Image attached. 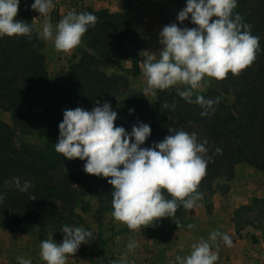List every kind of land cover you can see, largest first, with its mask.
<instances>
[{"label": "trees", "instance_id": "1", "mask_svg": "<svg viewBox=\"0 0 264 264\" xmlns=\"http://www.w3.org/2000/svg\"><path fill=\"white\" fill-rule=\"evenodd\" d=\"M86 12L96 15L97 23L85 34L87 48L80 51L59 82L47 74L44 42L35 29L30 36L0 37V108L10 110L13 119V126L0 120V194L4 196L0 226L37 224L40 241L47 230L63 238L60 230L64 225L83 224L75 204L84 195L94 193L100 206L112 209L113 189L107 180L86 174V161L68 160L54 146L64 110L81 107L90 111L95 101L109 102L118 114L115 126L128 133L134 125H149L151 135L141 147L162 141L170 127L195 132L199 141L206 140L211 159L198 188L202 194L211 189L215 178L230 179L240 161L264 171V0H237L234 14L251 26L260 48L254 62L239 75L229 73L218 82V88L200 93L207 99L220 98L208 115H201L200 106L187 103L172 89L158 90L152 100L141 91L127 94L126 76L106 69L119 67L124 59H130L137 69L141 41L134 20L126 12L91 8ZM17 19L32 23L24 10H19ZM227 95H232L231 103ZM17 131L54 138L38 148L18 143ZM14 177L21 184L31 183L27 193L12 185ZM29 195L36 200H29ZM183 212L181 207L176 214Z\"/></svg>", "mask_w": 264, "mask_h": 264}, {"label": "clouds", "instance_id": "2", "mask_svg": "<svg viewBox=\"0 0 264 264\" xmlns=\"http://www.w3.org/2000/svg\"><path fill=\"white\" fill-rule=\"evenodd\" d=\"M19 4L20 0H0V37L31 35L35 25L17 19ZM54 7L53 0H34L31 4L33 11L45 17L39 36L45 41L51 40L55 50L71 52L81 44L89 28L95 27L98 17L71 9L54 30L48 19ZM236 7L237 0H186L177 20L182 24L190 17L195 27L166 25L159 33L161 49L139 52L146 81L144 95L155 96L158 90L181 85L183 90L177 89V94L187 103L200 106L201 115L214 111L213 105L220 98L207 99L198 92L213 79L219 82L229 73L239 75L254 62L260 48L259 37L251 34V26L238 13L234 14ZM117 116L107 101L103 104L95 101L90 111L81 107L64 110L55 151L68 160L86 161L83 167L86 174L107 180L113 189L111 215L131 231L155 226L162 218H173L181 207L192 210L203 198L198 188L211 159L207 156V141H199L195 132L170 127V134L162 141L141 147L151 135L150 126L140 123L128 133L125 128L115 126ZM215 151L220 153L221 149ZM11 183L21 193H27L32 187L28 181L21 184L18 177ZM3 199L0 194V202ZM29 200L36 197L29 195ZM195 227L188 225L189 229ZM60 231L64 234L61 243L51 238L39 245V255L45 264H67L81 244L96 237L82 226L64 225ZM218 238L226 246H232L229 235L213 231L207 240L201 238L193 243L189 255L177 256L176 264H216L218 252L212 248L216 245L218 249ZM136 247L134 240L127 244L128 252ZM17 261L32 264L19 256ZM113 264H128L127 253Z\"/></svg>", "mask_w": 264, "mask_h": 264}, {"label": "crops", "instance_id": "3", "mask_svg": "<svg viewBox=\"0 0 264 264\" xmlns=\"http://www.w3.org/2000/svg\"><path fill=\"white\" fill-rule=\"evenodd\" d=\"M82 3L84 8L93 10H121V5L114 0H82ZM185 6L186 0H131L130 8L133 10V14L140 18L138 31L141 49L139 52L141 50L158 52L161 49L162 46L158 42L159 33L164 26L176 23L178 27L184 28L186 21L181 24L177 20V16ZM75 10L78 13L83 12L80 7ZM58 22L52 23L54 30ZM44 42L46 69L48 73L55 74L63 69L65 60L71 52L64 53L55 50L51 40H44ZM142 60L143 57L139 56L137 62L139 73L136 80L139 86L146 82L142 76ZM178 86L181 85L176 87ZM255 197L264 198V171L248 163H237L227 190L223 193H212V212L207 211L202 198L197 201L192 210H186L181 215L173 217L176 230L167 233V235L170 234V238L181 244L192 245L198 243L201 238L207 240L211 232L218 230L231 237L232 246H226L218 238V249L216 245H213L212 248L214 252H218L219 258L216 264H264V231L241 235L239 230L237 231L236 227H233L236 224L235 215L238 208L249 204ZM191 219L197 224H194L195 228L189 229L188 220ZM51 238L55 241L52 235L48 239ZM40 243L37 224L33 227L26 224H17L12 228L0 226V264H18V256L30 260L32 264H45L39 255ZM191 245L182 246V248L167 246L165 249H161L159 255L166 258L167 264H176L177 256L183 257L190 254ZM168 260L170 261L168 262Z\"/></svg>", "mask_w": 264, "mask_h": 264}, {"label": "rangeland", "instance_id": "4", "mask_svg": "<svg viewBox=\"0 0 264 264\" xmlns=\"http://www.w3.org/2000/svg\"><path fill=\"white\" fill-rule=\"evenodd\" d=\"M114 1L121 5V10H107L109 12H126L134 20V24L138 31L140 18H138L136 14H133V10L130 8L131 0ZM32 3H34V0H20L19 10H24L29 13L31 16V22L35 25L34 29L39 35V32L42 30L45 17L40 16L38 12L31 9ZM53 3L55 7L51 10L48 16L51 24L55 21H59L71 9H78L80 7L83 12H86L88 9L83 7L82 0H53ZM34 18L35 20H33ZM185 27H195V25L191 23L190 17L186 20ZM42 40L44 42V39ZM85 48L87 47L84 35L81 44L69 53V57L65 60L63 69H60L55 74H50L47 71L49 78L59 82L61 80V76L68 71L70 64L79 58L80 51ZM106 72H114L126 76L128 80L126 88L127 94L135 91H141L143 93V88L146 86V82L142 83L140 86L137 85L136 80L138 79L139 68L137 65V69L135 70V65L130 59L122 60L119 63V67L107 68ZM208 88H218V81L213 79L210 86L204 90H200L198 94L205 92ZM170 89L177 93V89L183 90V86L173 87ZM146 97L149 100H152L155 96L149 94ZM226 100L228 103H231L233 100L232 95H227ZM0 120L13 126L12 112L10 110L0 108ZM15 134V140L18 143H25L38 148H43L54 138L52 135H39L35 131H31L29 133H21L17 131ZM238 163L246 162L240 161ZM231 178L227 179L225 176H219L211 182V189L204 191L202 195L203 199L204 197L207 198V200L204 199V201L208 212H212V193H223L226 191L229 187V181ZM75 210L80 213L83 218L82 227L86 230H91L96 237L89 243L81 244L76 254L69 257L67 264H113V261H119L121 255L124 253H127L128 264H167L166 258L159 255L162 251L161 249H165L167 246L182 248V246L187 247L191 245L187 243L181 244L175 239L170 238V234L167 235V233H171L176 230L174 219L171 217L162 218L155 224V226L142 228L137 231L129 230L125 225L114 221L111 215L112 209L108 208L105 204L100 206L94 193H88L79 199L75 204ZM175 216L179 215L175 214ZM235 222L236 224H234L233 227H236L237 231L239 230L238 232L241 235L256 231H264V198L255 197L249 204L240 206L235 215ZM188 224L197 223L191 219L188 220ZM50 235L53 236L52 232L47 230L43 232L42 239H48ZM54 239L56 243H61L63 238L54 237ZM130 240L136 241L138 245V247H136L132 252H128L127 250V244ZM221 241L223 242L222 239ZM169 261L170 260H168V262Z\"/></svg>", "mask_w": 264, "mask_h": 264}]
</instances>
